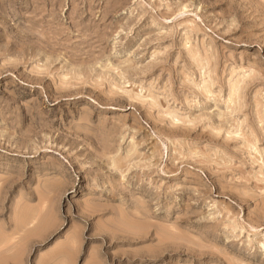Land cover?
I'll use <instances>...</instances> for the list:
<instances>
[{
	"label": "rangeland",
	"instance_id": "obj_1",
	"mask_svg": "<svg viewBox=\"0 0 264 264\" xmlns=\"http://www.w3.org/2000/svg\"><path fill=\"white\" fill-rule=\"evenodd\" d=\"M63 240L264 264V0H0V264Z\"/></svg>",
	"mask_w": 264,
	"mask_h": 264
},
{
	"label": "crops",
	"instance_id": "obj_2",
	"mask_svg": "<svg viewBox=\"0 0 264 264\" xmlns=\"http://www.w3.org/2000/svg\"><path fill=\"white\" fill-rule=\"evenodd\" d=\"M51 248L52 249L48 250L47 254L35 264H97L96 262H92V259L91 262L81 261L79 263L78 255L82 252V244L79 242L63 240L58 245L52 246Z\"/></svg>",
	"mask_w": 264,
	"mask_h": 264
},
{
	"label": "bare ground",
	"instance_id": "obj_3",
	"mask_svg": "<svg viewBox=\"0 0 264 264\" xmlns=\"http://www.w3.org/2000/svg\"><path fill=\"white\" fill-rule=\"evenodd\" d=\"M70 242H71V241H70ZM10 246H11V245H10ZM10 246H9V247H10ZM63 246H64V245H63ZM69 247H70V246H69ZM72 248H73V247H72ZM64 252H65V251H64ZM11 258H12V257H11ZM12 261H13V260H12ZM7 262H8V261H7ZM92 264H94V263H92Z\"/></svg>",
	"mask_w": 264,
	"mask_h": 264
}]
</instances>
